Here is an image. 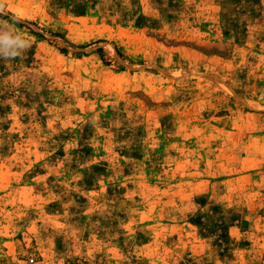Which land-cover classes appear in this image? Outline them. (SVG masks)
I'll return each instance as SVG.
<instances>
[{
    "label": "rangeland",
    "instance_id": "obj_1",
    "mask_svg": "<svg viewBox=\"0 0 264 264\" xmlns=\"http://www.w3.org/2000/svg\"><path fill=\"white\" fill-rule=\"evenodd\" d=\"M9 8L0 264H264V0Z\"/></svg>",
    "mask_w": 264,
    "mask_h": 264
},
{
    "label": "clouds",
    "instance_id": "obj_2",
    "mask_svg": "<svg viewBox=\"0 0 264 264\" xmlns=\"http://www.w3.org/2000/svg\"><path fill=\"white\" fill-rule=\"evenodd\" d=\"M9 3L10 0H0V59L4 61L22 59L32 44L31 39L17 28L20 17L10 11Z\"/></svg>",
    "mask_w": 264,
    "mask_h": 264
},
{
    "label": "trees",
    "instance_id": "obj_3",
    "mask_svg": "<svg viewBox=\"0 0 264 264\" xmlns=\"http://www.w3.org/2000/svg\"><path fill=\"white\" fill-rule=\"evenodd\" d=\"M61 50H62V51H64V49H63V48H61Z\"/></svg>",
    "mask_w": 264,
    "mask_h": 264
}]
</instances>
